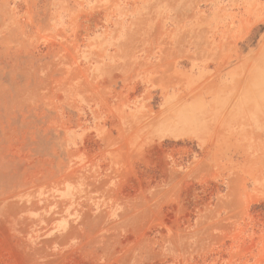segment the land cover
<instances>
[{"label": "rangeland", "instance_id": "1", "mask_svg": "<svg viewBox=\"0 0 264 264\" xmlns=\"http://www.w3.org/2000/svg\"><path fill=\"white\" fill-rule=\"evenodd\" d=\"M0 264H264V0H0Z\"/></svg>", "mask_w": 264, "mask_h": 264}, {"label": "crops", "instance_id": "2", "mask_svg": "<svg viewBox=\"0 0 264 264\" xmlns=\"http://www.w3.org/2000/svg\"><path fill=\"white\" fill-rule=\"evenodd\" d=\"M0 246H2V245H0ZM1 248V247H0ZM2 249V248H1Z\"/></svg>", "mask_w": 264, "mask_h": 264}]
</instances>
